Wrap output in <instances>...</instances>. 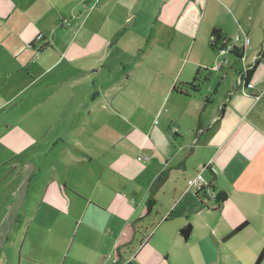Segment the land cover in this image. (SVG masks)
<instances>
[{"label": "crops", "instance_id": "1", "mask_svg": "<svg viewBox=\"0 0 264 264\" xmlns=\"http://www.w3.org/2000/svg\"><path fill=\"white\" fill-rule=\"evenodd\" d=\"M27 1L0 0V114L16 116L2 130H17L0 184L18 214L0 263L211 264L250 225L264 240V0H75L53 42ZM199 172L219 207L189 187Z\"/></svg>", "mask_w": 264, "mask_h": 264}, {"label": "rangeland", "instance_id": "2", "mask_svg": "<svg viewBox=\"0 0 264 264\" xmlns=\"http://www.w3.org/2000/svg\"><path fill=\"white\" fill-rule=\"evenodd\" d=\"M66 3H69V5H72V7L76 5L75 0H63L62 2L53 0L52 2H46L44 10L40 12L41 16L37 17L34 16L36 6L33 0L27 1L26 5L29 6L28 20L31 22L30 25L32 26V34H36V37L40 40H42V37H45L46 42H53L56 38H59L61 33L60 30L64 29H60L61 19L69 18L79 20L81 18L79 14L80 12H76L74 9L72 11L71 8L66 9L65 7L61 6V4L65 5ZM79 7L81 8V4H79ZM33 24H35V27H37L36 30L33 28ZM65 27L67 30L72 29L71 25H65ZM42 42H44V40ZM15 120L16 116L13 112L5 111L0 114V150L2 149V144L5 140L7 141L8 138H16L17 135L15 136V134L17 130H2L5 122ZM37 120V115L32 114V124H36V122H38ZM35 132L36 129L32 127V137ZM3 170L4 168L0 169V173H3ZM14 206L15 200L11 199L9 189L4 188L3 185L0 184V223L4 216H8V218L13 219L17 218L18 214L13 211ZM15 214L17 215L15 216ZM9 224L10 221L8 220L4 227L8 228ZM263 243L264 240L260 239L259 235L257 234V227L255 225H250L248 228H245V230L235 235L231 240L225 242L223 245H229L230 249L227 251L222 249L217 259L211 264H255L264 247ZM194 260L195 258L190 257L188 259V263L194 264ZM262 264H264V260Z\"/></svg>", "mask_w": 264, "mask_h": 264}, {"label": "trees", "instance_id": "3", "mask_svg": "<svg viewBox=\"0 0 264 264\" xmlns=\"http://www.w3.org/2000/svg\"><path fill=\"white\" fill-rule=\"evenodd\" d=\"M213 37H214V41L211 42V46L212 47H217L218 44L220 43V31L218 30H215L214 31V34H213ZM225 47V43H221L220 45V49L222 50L223 48ZM230 53L234 54L237 58L241 57V50L237 49V48H234L233 51H230ZM251 73L252 71H249L248 74H247V79H246V83H248L250 77H251ZM200 79L199 77H196L194 82L192 83H189V84H181L179 86V88H175L174 90H178L179 92L183 93V94H187L189 93L190 91H197L198 89V85L195 84L196 82H199ZM168 171H165L163 172L160 176H158V178L156 179V181L154 182V185H153V191H157L158 189H160L162 187V185L165 183V181L167 180L168 178ZM218 196H219V205H221L223 202H225V200L227 199V194L225 192H219L218 193ZM155 202L153 199H149L148 203H147V211L148 213L152 210L153 206H154ZM247 222L245 223H242L241 225H239L236 229H234L230 235H228L226 237L229 238L230 236L236 234L237 232L241 231L242 229H244L246 226H247ZM191 231H192V226L190 224L184 226L181 230H180V235L185 238V239H188L190 237V234H191ZM264 260V248L262 249L260 255L258 256L255 264H262Z\"/></svg>", "mask_w": 264, "mask_h": 264}, {"label": "built area", "instance_id": "4", "mask_svg": "<svg viewBox=\"0 0 264 264\" xmlns=\"http://www.w3.org/2000/svg\"><path fill=\"white\" fill-rule=\"evenodd\" d=\"M64 24L66 25H71V19H64L63 20ZM250 43V39L249 38H246V44L249 45ZM234 46L233 44H226L225 43V47L222 49L223 51H227V52H230V51H233L234 50ZM188 185L190 188H195L196 191L198 193L200 192H204L205 194V197L208 199V200H212L215 204H214V207L217 208L219 207V196H218V193L215 192L212 188V185L211 183H209L203 176V173L202 172H199L194 178H191L188 180Z\"/></svg>", "mask_w": 264, "mask_h": 264}]
</instances>
